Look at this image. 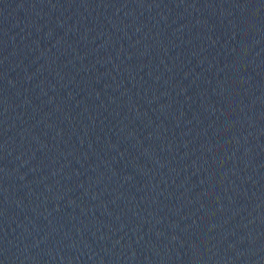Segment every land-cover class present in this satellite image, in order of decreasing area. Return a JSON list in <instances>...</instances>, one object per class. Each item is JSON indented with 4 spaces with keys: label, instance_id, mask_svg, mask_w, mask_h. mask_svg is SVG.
<instances>
[{
    "label": "water",
    "instance_id": "95a60500",
    "mask_svg": "<svg viewBox=\"0 0 264 264\" xmlns=\"http://www.w3.org/2000/svg\"><path fill=\"white\" fill-rule=\"evenodd\" d=\"M0 264H264V0H0Z\"/></svg>",
    "mask_w": 264,
    "mask_h": 264
}]
</instances>
